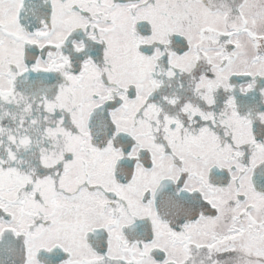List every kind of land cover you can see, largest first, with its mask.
<instances>
[{
  "label": "snow or ice",
  "instance_id": "snow-or-ice-1",
  "mask_svg": "<svg viewBox=\"0 0 264 264\" xmlns=\"http://www.w3.org/2000/svg\"><path fill=\"white\" fill-rule=\"evenodd\" d=\"M0 264H264V0H0Z\"/></svg>",
  "mask_w": 264,
  "mask_h": 264
}]
</instances>
